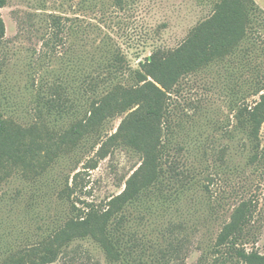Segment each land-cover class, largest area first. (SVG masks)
<instances>
[{"label":"trees","instance_id":"16d2710c","mask_svg":"<svg viewBox=\"0 0 264 264\" xmlns=\"http://www.w3.org/2000/svg\"><path fill=\"white\" fill-rule=\"evenodd\" d=\"M7 3L0 0V8ZM48 21L59 32L67 29L57 14H51ZM263 33L264 12L255 0H213L210 15L194 26L178 47L156 50L141 62L139 70L131 68L124 54L103 38L94 53L97 55L79 79L81 88L56 84L54 96H36L39 124L19 123L12 114L14 102L9 96H0V183L20 177L38 190L53 187L58 199L67 205L74 191L69 178L65 184H45L43 177L83 142L96 139L100 158L117 147L141 156L122 192L104 204L84 202L79 208L72 202L66 211L50 217L51 224L39 227L43 231L32 243L7 240L1 245L4 257L0 264L54 263L77 251L71 246L82 239L95 242L107 264H187L183 246L189 236L175 234L186 229L187 219L169 220L162 228L154 219L171 209V204L184 200L200 183L195 166L186 156L194 149L180 143L179 156L172 154L176 134L171 120L176 107L172 95L179 93L185 77L228 62L225 87L232 96L230 107L236 123L227 134L231 139L243 135L251 164L264 161V45L258 40ZM5 38L6 24L0 14V49ZM238 96L259 99L251 104ZM122 116L116 131L107 134V124ZM65 121L69 128L62 126ZM2 134H6L4 140ZM37 142L51 143L45 154H34ZM202 151L208 153L203 146ZM219 157L225 159L223 152ZM96 167L97 163L86 168ZM80 175L76 172L74 181ZM48 194L38 198L45 199ZM33 201L30 209H35ZM253 207V201H242L234 209L231 220L197 264H264V253L247 248ZM214 210L217 214L218 208ZM41 213L31 218H39Z\"/></svg>","mask_w":264,"mask_h":264},{"label":"rangeland","instance_id":"374dc122","mask_svg":"<svg viewBox=\"0 0 264 264\" xmlns=\"http://www.w3.org/2000/svg\"><path fill=\"white\" fill-rule=\"evenodd\" d=\"M255 1L264 12V0ZM212 2L8 0L0 8L6 24V38L0 49V96H9L14 102L12 114L19 123L39 124L36 96H54L52 88L56 84L81 88L79 79L97 55L94 53L103 38L124 54L131 68L139 70L141 62L156 50L178 47L190 30L210 15ZM51 14L61 16L65 31L59 32L50 26ZM262 36L258 40L263 46L264 33ZM229 68L228 62L218 63L191 74L182 80L179 93L172 95L176 105L171 115L176 132L172 154L179 156L177 149L182 144L194 149L192 153L186 152V156L195 166L200 183L184 200L171 204V209L154 219L160 228L169 220L187 219L186 229L175 233L189 236L183 246L187 264H197L204 251L212 247L242 201H253L254 205L252 235L247 248L264 253V161L251 164L243 135L231 139L227 134L236 123L230 107L232 96L225 87ZM238 99H247L253 104L259 96H238ZM80 110L82 115L84 108ZM122 118L110 121L106 133L116 131ZM62 126L69 128V122L65 121ZM2 136L4 140L6 134ZM97 142L96 139L83 142L75 152L60 158L43 177L45 184L55 181L65 184L69 178L74 191L67 205L58 199L53 187L38 190L20 177L0 183V263L4 257L1 245L7 240L32 243L39 238L36 234L43 231L39 227H46L52 217L66 211L72 202L79 208L84 202L104 204L124 190L127 178L141 163L140 154L117 147L107 157L100 158ZM50 144L37 142L34 154H45ZM202 146L208 150L206 155ZM261 146L264 150V131ZM222 152L225 159L219 157ZM182 155L183 152L181 157L185 159ZM95 163L96 168H86ZM76 172L81 175L74 181ZM45 193L49 197L38 198ZM33 200L35 209H30ZM40 213L42 218H31ZM71 247L77 249L69 254L71 259L68 256L49 264H107L102 249L90 239L77 240Z\"/></svg>","mask_w":264,"mask_h":264}]
</instances>
